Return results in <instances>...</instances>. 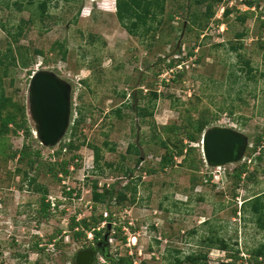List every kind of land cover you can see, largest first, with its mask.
I'll return each mask as SVG.
<instances>
[{
    "label": "rangeland",
    "instance_id": "1",
    "mask_svg": "<svg viewBox=\"0 0 264 264\" xmlns=\"http://www.w3.org/2000/svg\"><path fill=\"white\" fill-rule=\"evenodd\" d=\"M115 2L0 0V91L10 100L1 116H15L7 131L0 123V264H74L73 255L96 241L93 231L75 238L69 219L105 212L115 222L102 237L108 234L111 260L168 264L202 251L207 264H251L252 252L264 246V229L242 207L259 194L264 201V0L254 6L247 0H165L164 13L150 22L154 28L141 25V35L120 24ZM173 58L183 61L178 80L166 72ZM41 68L72 87L70 125L51 147L35 137L29 112L30 76ZM201 116L203 131L196 129ZM183 125L195 141L186 139ZM214 125L248 137L239 162H205L202 136ZM70 140L78 148L66 149ZM92 144L102 149L98 169ZM181 144L183 154L158 169L161 154L175 153ZM23 145L40 151V166H30L31 154L19 159ZM62 160H69V170L56 180L49 167ZM242 164L248 172L238 180L233 171ZM94 181L98 190L115 183L116 193L135 186L134 200L120 204L115 198L108 208H95ZM42 189L46 202L59 201L50 204L49 219L39 215ZM70 189L73 198L65 194ZM116 226L120 236L111 235ZM208 238L223 239L227 249L208 246ZM102 255L93 264L108 263Z\"/></svg>",
    "mask_w": 264,
    "mask_h": 264
},
{
    "label": "trees",
    "instance_id": "2",
    "mask_svg": "<svg viewBox=\"0 0 264 264\" xmlns=\"http://www.w3.org/2000/svg\"><path fill=\"white\" fill-rule=\"evenodd\" d=\"M257 1L258 0H247V4L249 6H254L257 3ZM115 4H116L117 19L119 20L120 24L126 29V31L132 35H141V34H138V29L140 28L141 25L147 31L149 29H153L154 28L153 24H150L151 20L157 18L160 14H163L165 11V0H116ZM41 6L43 8L42 10V13H43L45 6H46V2L42 1ZM185 7H188V5L186 4ZM205 12H206V18L209 19V17L212 15V5L211 4L209 3L207 4ZM172 13L173 11L171 10L168 12L169 18L173 17ZM227 13H228V10H225V14ZM237 37L241 38L242 36L241 34H238ZM179 50L180 48H178V50L176 49V51L173 54L179 52ZM192 51H188L189 57L192 56V54L194 53ZM10 52L11 50L9 51V53ZM7 56L8 55H6V57ZM10 57L13 60H15L14 55L11 54ZM160 60L164 61L165 59H160ZM181 62H183L181 59L173 58L169 60L167 63H165V66L167 69H169V68H172L173 66H176L177 64ZM5 69L6 68H4L2 71H4ZM182 71L183 70L176 72L174 74L173 79L178 80L182 76ZM159 72H156L155 74H159ZM163 83H166V82L163 81ZM156 97H157V94L153 92V98L155 99ZM9 102L10 100L4 96L2 91H0V116L2 115V110L7 107V104ZM22 112L24 113L25 110H22ZM147 113H150V112H146L145 114ZM72 115H73V112L71 111V116ZM14 120H15V116L12 115L11 113L7 114L6 116H1L0 123H1L2 130L7 131L9 129V125L13 123ZM78 123H79V120L78 119L75 120L74 123L71 125V128L72 129L75 128ZM196 123H197L196 129L203 131L207 122L201 116L200 118H198ZM186 125H189V124H186ZM186 125H183L181 127L182 133H184V136L186 137L188 141H195L196 138H195L194 133L192 132L191 128L187 127ZM191 127H192V124H191ZM26 131H28L29 133L31 129L28 126H26ZM176 131L178 132L179 129L177 128ZM259 144H260L259 139H257L256 146H259ZM64 146L66 149H69V150L72 148L73 149L78 148V144L75 141H71V140L69 142H64ZM28 148H29V145H23V147L20 150V153L18 154L19 159L20 157H24V156L26 157L31 154L32 157L30 156L29 157L30 160L28 161L30 166H33L35 164L36 166L37 165L40 166L41 164L38 163L41 158L40 151L38 150L30 151L29 150L30 152H27ZM91 149L94 154L95 167L96 169H98L99 168L98 162L100 161L101 156H102V153H101L102 149L101 147L96 146L94 144L91 145ZM183 150H184V146L183 144H181V146L177 148V151L175 153L161 154L160 160L157 164L158 169L164 170L167 166L173 164L175 157L181 156L183 154ZM15 155L16 154L14 153V154H11L10 156L15 157ZM76 157H78V154H73L72 159H75ZM68 164H69V160L68 161L62 160L57 165L53 164L52 166H50L49 169L52 172V176L56 178V180H59V178H57L58 174L66 175L69 170ZM247 172H248L247 166L245 164H242L234 169L233 175L239 180L242 178V176L245 177ZM33 181H34V178L31 179V182ZM114 189H115V183H112L109 185L108 188L103 189V190H98V182L94 181L93 187L91 189V200L93 201V207L96 208L99 205H105V207L108 208V202H111L115 198L118 200V203L120 204L124 202L125 200H131V199L134 200V197L136 195L135 186L130 187L129 185H125L124 190L118 193H116ZM42 190L43 192L40 198L39 215L41 218L49 219L51 215L50 214V202L45 201L47 190H44V189ZM127 191L128 192L130 191V197H128ZM74 193L75 191L73 192V190L71 189L68 191H65L67 198H73ZM75 195H77L78 197V193ZM261 195L262 194H259L248 200H245L243 202L242 207L244 211H247L249 207V209L252 211L253 216L256 219L257 224H259L264 229V201L261 198ZM106 214L107 215L106 216L104 215L103 217L102 213L98 214V216L95 213H91L90 216L81 218L79 220L78 219L76 220V217L72 216L69 219V223H68L69 229L73 232V236L75 238L86 236L88 235L87 234L88 231H93L94 241L97 242V240L103 237L104 230L108 229V224L112 223V225H114V221H113L114 217L112 213L106 212ZM103 221L107 223L104 229L103 227H100V224ZM112 231L113 232L111 235H113L117 231L115 235L120 236L118 233L121 232V226L114 227ZM122 239L124 240V238ZM207 240H208V246L210 247H213V245H216V247H218L219 249H227V244L225 243L223 239L212 240V238H208ZM34 249H39L38 244H35ZM101 253L103 254L102 256L107 259L109 264H131L132 263V260L129 256L114 258L115 260H111L109 259L110 257L106 255V253L104 252H101ZM263 255H264V246H260L259 248L255 249V251L252 252L251 258H249L248 261L251 262V264H264V260L260 258ZM237 259H238V255H235L234 260H237ZM96 262H98V255L96 256L94 263ZM168 264H207V254L203 253L202 251L192 252L184 256L183 259L181 257H174V259L170 260ZM227 264H236V262L230 261V262H227Z\"/></svg>",
    "mask_w": 264,
    "mask_h": 264
},
{
    "label": "water",
    "instance_id": "3",
    "mask_svg": "<svg viewBox=\"0 0 264 264\" xmlns=\"http://www.w3.org/2000/svg\"><path fill=\"white\" fill-rule=\"evenodd\" d=\"M71 93L70 83L51 70L41 68L31 74L29 112L35 124L34 135L43 146H54L65 135L70 125ZM248 145V137L232 127L214 125L202 136L204 160L214 167L239 162ZM107 235H104V241ZM94 260V248L75 254L77 264H93Z\"/></svg>",
    "mask_w": 264,
    "mask_h": 264
},
{
    "label": "flooded vegetation",
    "instance_id": "4",
    "mask_svg": "<svg viewBox=\"0 0 264 264\" xmlns=\"http://www.w3.org/2000/svg\"><path fill=\"white\" fill-rule=\"evenodd\" d=\"M102 227H103V226H102ZM98 229H99V228H98ZM108 229H110V227H109ZM108 229H106V230H108ZM106 230H104V231H106ZM109 231H110V230H108V232H109ZM94 245H95V244L92 242V244H91L88 248H84V249H80V250H85V249H89V248H94V249H95V258H96V256H97L100 252H104V253H106V255H107L108 257H110L109 254L107 253V249H108V246H109L107 240L104 241L103 238H101V239L97 240V242H96V247H95ZM76 253H77V252H76ZM110 258H111V257H110ZM72 261L74 262V264H77L76 261H75V254L73 255V260H72Z\"/></svg>",
    "mask_w": 264,
    "mask_h": 264
},
{
    "label": "built area",
    "instance_id": "5",
    "mask_svg": "<svg viewBox=\"0 0 264 264\" xmlns=\"http://www.w3.org/2000/svg\"><path fill=\"white\" fill-rule=\"evenodd\" d=\"M181 63H183V62H181ZM181 63H179V64H177L176 66H173L172 68H169V69H167L166 68V72L167 73H170L173 77H174V74L176 73V72H178V71H180L181 69H183V67L181 66ZM180 65V66H179ZM178 67H179V69H178ZM161 75H163L162 76V78H161V82L163 83V81H165L166 83L169 81V79L168 78H164L165 77V74H161ZM49 201V200H48ZM50 204H51V206L52 207H55L56 205H57V203L55 204V200H53V201H51L50 200ZM105 216L107 215L106 214V212H105V214H104ZM104 223H105V221H103ZM102 222V223H103ZM114 224H115V222H114ZM111 225H112V223H110V227H111ZM102 226H103V224H102ZM113 226V225H112ZM99 257V256H98ZM98 264H100V263H98Z\"/></svg>",
    "mask_w": 264,
    "mask_h": 264
},
{
    "label": "bare ground",
    "instance_id": "6",
    "mask_svg": "<svg viewBox=\"0 0 264 264\" xmlns=\"http://www.w3.org/2000/svg\"><path fill=\"white\" fill-rule=\"evenodd\" d=\"M218 181V180H217ZM135 240V238L133 239V241Z\"/></svg>",
    "mask_w": 264,
    "mask_h": 264
},
{
    "label": "clouds",
    "instance_id": "7",
    "mask_svg": "<svg viewBox=\"0 0 264 264\" xmlns=\"http://www.w3.org/2000/svg\"><path fill=\"white\" fill-rule=\"evenodd\" d=\"M95 261V260H94ZM94 263V262H93Z\"/></svg>",
    "mask_w": 264,
    "mask_h": 264
}]
</instances>
